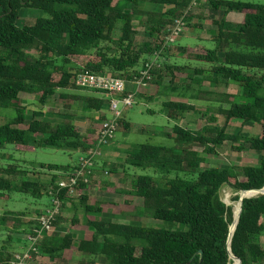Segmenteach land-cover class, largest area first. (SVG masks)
I'll list each match as a JSON object with an SVG mask.
<instances>
[{
  "label": "trees",
  "instance_id": "trees-1",
  "mask_svg": "<svg viewBox=\"0 0 264 264\" xmlns=\"http://www.w3.org/2000/svg\"><path fill=\"white\" fill-rule=\"evenodd\" d=\"M147 3L169 8L146 11L143 6ZM198 4L199 0H0V109L14 108L17 114L7 124L0 125V152L7 146L19 153L32 152L42 143L56 149L85 152L94 147L98 139L97 126H101L105 116L95 118L93 115L107 105L108 94L78 86L77 75L110 73L126 81L137 80L149 59L163 49L165 37L177 20L182 19L186 24L204 16L194 14ZM209 4L214 10L223 9V16L220 19L205 17L213 28L207 27L197 38L213 43L214 49L202 45L187 47L188 61L197 62L199 67L178 65L166 59L161 64L163 69L151 70L152 78L147 83L160 85L161 80L170 75L169 89L173 91L177 88L174 80L186 77L199 84L209 81L215 90L220 84L237 85L240 94L230 95L225 91L220 94L223 102L229 104L227 108L218 109L224 124H210L203 130L177 124L172 133L167 134L168 138L175 139L174 146L145 143L125 151V167L151 168L154 174L131 176L124 169L119 175L130 178L131 188L126 189L118 182L103 190L123 196V202H103L90 196L92 179L98 183L95 178L88 182L81 179L76 186L61 189L57 195L62 202L61 213L66 204L71 203V210H81L85 216L82 221L76 213L71 225L78 229L82 224L92 230L93 235L89 240L79 239L72 232L47 235L40 243L41 254L66 260L74 253H81L82 264H97L99 259L104 260L102 264H235L227 245L234 211L223 202L220 191L227 184L243 190L264 187V4L242 0H209ZM22 9H37L46 16L38 18L34 25L19 26ZM231 12L243 14L242 21H229L227 16ZM141 15L146 16L150 24L152 42L139 44L136 41L134 22ZM116 30H120L118 37H115ZM169 49L166 48L161 57L168 58ZM176 73L185 76L177 77ZM78 90L90 94L73 92ZM141 90L138 89L135 99L145 98L147 94ZM214 93L203 90L199 99L204 94ZM22 94L35 96L42 109L34 110L27 128L19 127L26 122L28 110L20 100ZM55 96L64 101L67 111L45 112ZM153 99L150 95L146 101ZM80 101L86 103L83 116L95 123L87 133L79 131L75 124L81 109L72 102ZM195 109L189 101L164 103L168 119L177 122ZM233 119L259 125L260 134L229 133L227 127ZM120 122L126 129L132 126L125 119ZM226 142H230L235 151L248 148L259 152L258 164L203 168L206 159L195 147L203 149L204 154L217 155ZM78 165H42L60 173L49 174L50 180L41 184L28 178L29 172L21 165L8 164L7 168H2L7 177H0V194L4 191L28 193L32 189L35 198L47 196L52 206L51 199L59 190V182L67 180ZM106 168L119 173L116 163H106L103 169ZM12 175L23 176L21 185ZM234 200H239V195ZM108 207L114 216L148 217L164 222V226L115 222L106 210ZM90 213L100 216L93 218ZM25 216V212L0 216L2 229L8 234L6 242L13 239L12 234L28 235L39 226L38 220L25 221ZM58 223L55 220L52 225ZM263 235L264 195L245 198L231 243L233 254L242 264H263ZM12 255L10 248L3 247L0 264H12Z\"/></svg>",
  "mask_w": 264,
  "mask_h": 264
},
{
  "label": "rangeland",
  "instance_id": "rangeland-1",
  "mask_svg": "<svg viewBox=\"0 0 264 264\" xmlns=\"http://www.w3.org/2000/svg\"><path fill=\"white\" fill-rule=\"evenodd\" d=\"M247 2H253L257 4H264V0H242ZM194 9V14H204V16H198L188 21L184 24L183 31L177 37L176 41L170 46L169 49V57H162L160 61L155 64V67H161L160 62L162 64L163 61L169 59V62L175 63L178 65H190L192 67H199L197 62L188 61L186 57V48L187 47H195L196 45H202L207 49H214L215 45L208 41L198 40L197 37L200 34L205 33L207 27L213 28L211 24H208L204 18H222L223 9L214 10L211 8L209 4V0H199V4ZM146 11L149 10H167L169 7L162 8L160 6H155L151 3H147L143 6ZM46 14L37 9H22L19 13L18 25L19 26H31L34 25L36 20L40 17H45ZM227 19L234 23H239L243 19V14L238 12H231L228 14ZM135 23V29L137 32L136 41L141 44L143 42H152L153 38L149 31V23L147 22V17L141 15L137 17ZM197 28L194 29L193 27ZM208 30V29H207ZM120 35V30L115 31V37ZM162 68V67H161ZM163 69V68H162ZM188 73V72H187ZM178 74V75H177ZM177 77H184V74L176 73ZM195 79V77H194ZM171 76L167 75L162 80L160 85L155 83H147L145 87L142 88L141 91H144V97H137L134 101L132 107L123 108L120 106V109L123 111L122 119L129 121L132 126L130 129H126L122 123L120 122L118 131L113 140L114 147L113 149L117 151H112L111 154H106L105 151L107 149L106 146L101 148V154L96 157V162L103 164L106 160H111L116 163L118 166L119 173H122L125 169L127 174L131 176L134 175H153V169H141L132 166L123 165L124 163V152L129 150L130 148H134L140 144L150 143L153 145H163V146H174L175 139L168 138L167 134L172 133V130L175 125H180L182 127L192 129V130H203L208 125L212 124L214 126H222L224 124V119L219 113V108H227L229 104L223 102V99L220 97V94H223L224 91L230 95H238L241 93L240 88L237 85L231 84L228 87L220 84L218 88L215 90L209 81H204L202 83H197L196 81H190L189 78L181 80H174V85L177 86L176 90L173 91L169 89L171 85ZM173 85V86H174ZM189 85V88L187 86ZM221 88L223 90L221 91ZM203 90H210L215 92L213 95H207L199 99V94ZM215 90V91H214ZM75 93L82 94H90L86 90H78L73 91ZM196 94V98H193ZM198 94V96H197ZM153 95L154 99L152 101H146L147 96ZM20 100H22V105L27 107V120L24 124L19 125L21 128H27L31 119L34 117V110H42L41 106L37 101L35 96H30L27 94L20 95ZM170 100L175 101H184L191 102L195 105L196 109L188 114L181 121H172L169 120L166 112L164 111V103ZM64 101L61 100L58 96L53 97L49 104L44 109L45 112L52 110L55 113L65 112L66 108H64ZM75 104L76 108H80L81 111L77 114L75 119V124L79 131L83 133H87L88 128L95 127L92 124V119L85 118L83 113L86 109L85 102H72ZM109 104V102H108ZM75 113V112H74ZM77 113V112H76ZM16 110L14 108L8 109H0V125L7 124L16 116ZM37 119H42L43 117L35 116ZM211 118H214V122H212ZM261 127L257 124H249L244 123L243 120L233 119L229 122L227 127V131L229 133H241L243 135H251L257 136L260 134ZM206 159V161L202 164L203 168H207L210 166H228V165H256L260 159L259 152L245 149L243 151H235L231 149V143L226 142L222 147L218 149L217 155H207L204 154L203 149L195 147ZM0 177H7L2 168H7L8 164H17L21 165L22 169L29 172L27 175L33 181H39L41 184H45L50 180L49 174L56 175L59 174L58 170H49L47 167L42 168V165H56V166H69L74 167L79 163V158L85 155V151L81 150H68V149H56L54 147H48L46 144L42 143L39 146H36L35 151L27 152V153H19L14 150L12 146H7L5 150L0 152ZM103 154V156H102ZM97 171H93V175L97 180V184H95L94 179H92V191L93 195L99 196L101 195V191L105 190L107 186L113 185V178L117 177L119 182L122 184V187L126 189L131 188V181L128 176H117L113 172V170L106 168L101 169L99 166L96 167ZM108 171V174L105 171ZM37 173V174H35ZM107 177V180L104 178ZM15 182L18 185H21L23 176L14 177ZM229 188V189H228ZM28 193L25 192H12L9 193L4 191L0 194V216L9 212H25V221H33L38 220L42 215L46 213V210L50 207L49 202L50 198L47 196H43L40 199L35 198L34 194L31 191ZM222 190H228L232 192V201L238 202V200H234L238 195L235 190L230 188L228 185H224L221 188L220 194L221 198H224V194ZM111 202H123L124 198L121 195H111ZM48 202V203H47ZM47 203V204H46ZM46 207L44 208V205ZM230 206V205H229ZM67 208H71V203H67L64 211ZM113 208V207H111ZM109 213H111V218L118 223H135V225H142L148 227H163L164 222L155 220L153 218H143V217H125L122 216H114L111 212L110 208ZM60 218L58 220V216H56V221L60 224L52 226L50 234L54 236H60L65 234L66 232H71V223L70 218L74 216L76 213L81 219L85 218L82 211L79 212L75 210L59 212ZM107 212V214H109ZM91 217L96 218L100 216V214H89ZM110 215V214H109ZM69 218L68 222L63 221V217ZM138 223V224H137ZM3 224L0 222V250L3 247H8L11 249L12 256L14 254L23 251L27 246L28 242L26 240V235H13V239L8 241V234L5 230L2 229ZM92 231V230H91ZM93 232V231H92ZM90 234L81 233L80 238H89ZM26 241V246L23 247ZM262 245L264 247V235L261 237ZM23 247V248H22ZM44 257V258H43ZM73 258V256H72ZM83 256L81 253L75 254V259H73L71 264H82L80 261H83ZM62 259H49V257L43 254H35V257L28 264H66ZM103 259H99V264L103 263ZM264 264V262H263Z\"/></svg>",
  "mask_w": 264,
  "mask_h": 264
},
{
  "label": "built area",
  "instance_id": "built-area-1",
  "mask_svg": "<svg viewBox=\"0 0 264 264\" xmlns=\"http://www.w3.org/2000/svg\"><path fill=\"white\" fill-rule=\"evenodd\" d=\"M184 24L185 22L182 19L177 20L176 25L169 30V34L165 37L166 42L163 49L157 51L149 59L145 64V68L141 71V77L135 81H126L110 73L95 75L80 73L77 75L75 82L78 86L107 92L109 106L106 117L98 128L96 145L79 158L78 167L73 173L69 174L68 179L59 182V190L56 191L54 197L51 199L53 205L38 219L39 226L33 230V233L26 235L28 246L23 251L14 254L12 264H28L35 257V254H40V243L47 235H50L53 226L52 222L56 220V216L61 211L62 202L57 196L58 192L63 188L76 186L81 179L88 182L95 177L93 171H96V157L101 154V148L113 142L120 125V120L123 117V111L120 109V106L122 105L123 108L133 106L136 92L138 89L145 87L148 80H151V70L162 58L161 54H163L165 49L170 48L176 41L183 31ZM159 66H161V62ZM131 85L132 89H129Z\"/></svg>",
  "mask_w": 264,
  "mask_h": 264
},
{
  "label": "crops",
  "instance_id": "crops-1",
  "mask_svg": "<svg viewBox=\"0 0 264 264\" xmlns=\"http://www.w3.org/2000/svg\"><path fill=\"white\" fill-rule=\"evenodd\" d=\"M130 89L132 88V85L129 87ZM104 96V95H103ZM106 100L109 102V96L108 97H106ZM108 106H109V104L107 103V105L102 109V111H100V112H97L96 114H94L93 116L95 117V118H99V116L100 115H105L106 116V113H107V110H108ZM95 124V123H94ZM98 128H99V126H97V131H98ZM113 147H114V143L112 142L110 145H108V146H106V148L105 149H107L106 151H105V153L106 154H108V153H110L111 154V152L112 151H114L115 149H113ZM115 151H117V150H115ZM102 156H103V154H102ZM106 163H108V164H112V163H114V162H112L111 160H106L103 164H100L99 162L97 163V166H99V168H101V169H103V167L105 166V164ZM119 174L120 173H118L117 174V176H119ZM107 180V177H105L104 178V180ZM113 182L114 183H118L119 182V180H118V178L117 177H115V178H113ZM120 183V182H119ZM121 184V183H120ZM121 186H122V184H121ZM90 191H89V195L90 196H92V197H97V196H95V195H93V191H92V188H90L89 189ZM101 193V195H100V197L98 196V198H100L101 199V201H103V202H111L112 200H111V198H109V197H111V195H113V194H110V193H106V192H103V191H101L100 192ZM48 203V202H47ZM46 203V204H47ZM46 204L44 205V208L46 207ZM108 208H110V207H108ZM67 211H71V209L70 208H67L64 212L66 213ZM107 211H109V209L107 210ZM73 218V216L70 218V223H71V219ZM82 221L84 220L83 218L81 219ZM63 221H65V222H68L69 221V218L67 217L66 218V216H64L63 217ZM60 223H58V225H59ZM72 224V223H71ZM57 226V225H56ZM71 232L73 233V234H75L76 235V237L77 238H79V239H85V240H89V239H91V237H92V235H93V232L91 231V230H89V229H85L84 227H83V225L82 224H80L79 225V227H78V229H74V227L71 225ZM66 233H69V232H66ZM65 233V234H66ZM81 233H87V234H90L91 235V237H89V238H80V234ZM64 235V234H63ZM49 236H51V234L49 235ZM26 241H25V243H24V245H23V247L24 246H26ZM22 247V248H23ZM75 254L76 253H74L73 254V258L71 257V258H68V259H66V260H64L63 262H65L66 264H71L72 263V261H73V259H75ZM44 258V257H43ZM50 259V258H49ZM97 264H99V263H97Z\"/></svg>",
  "mask_w": 264,
  "mask_h": 264
},
{
  "label": "water",
  "instance_id": "water-1",
  "mask_svg": "<svg viewBox=\"0 0 264 264\" xmlns=\"http://www.w3.org/2000/svg\"><path fill=\"white\" fill-rule=\"evenodd\" d=\"M227 185L230 188H232L233 190H235L237 192V194L239 195V200H238V202H239V211H238L237 216H234V221H233V223L230 226V234H229V238H228V242H227L228 251H229V254H230V258L232 260H234V262L237 261L238 264H242V261L239 258H237L232 252V249H231L232 238H233V235L235 233V230L237 228V225H238L240 217H241V213H242V210H243L244 199L245 198H252V197H259V196L264 195V187L261 188V189L243 190V189H239L238 187H236L234 185H231V184H227ZM223 202L227 206H229L224 200H223ZM201 255H202V252H201Z\"/></svg>",
  "mask_w": 264,
  "mask_h": 264
},
{
  "label": "bare ground",
  "instance_id": "bare-ground-1",
  "mask_svg": "<svg viewBox=\"0 0 264 264\" xmlns=\"http://www.w3.org/2000/svg\"><path fill=\"white\" fill-rule=\"evenodd\" d=\"M108 173V172H107ZM229 189V188H228ZM223 194H224V198L223 200L230 206L233 207L234 210V216H237L238 211H239V203L238 202H233L231 200L233 194L232 192L228 191V190H222ZM237 204V205H235ZM235 264H238L237 261L235 262Z\"/></svg>",
  "mask_w": 264,
  "mask_h": 264
},
{
  "label": "clouds",
  "instance_id": "clouds-1",
  "mask_svg": "<svg viewBox=\"0 0 264 264\" xmlns=\"http://www.w3.org/2000/svg\"><path fill=\"white\" fill-rule=\"evenodd\" d=\"M105 116V115H104ZM106 117V116H105Z\"/></svg>",
  "mask_w": 264,
  "mask_h": 264
}]
</instances>
